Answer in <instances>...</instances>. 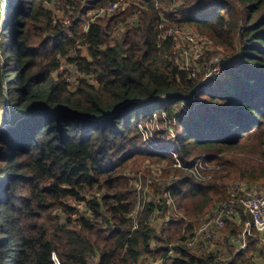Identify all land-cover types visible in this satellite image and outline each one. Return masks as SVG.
<instances>
[{"label":"trees","instance_id":"16d2710c","mask_svg":"<svg viewBox=\"0 0 264 264\" xmlns=\"http://www.w3.org/2000/svg\"><path fill=\"white\" fill-rule=\"evenodd\" d=\"M7 1L10 12L0 40L2 51L11 40L6 63L0 58V264H56L55 256L60 264H92L97 251L98 264H137L145 253L161 255L167 264L169 245L163 244L173 237L150 246L157 203L145 204L133 228L128 216L136 201L126 191L123 171L137 157L169 159V146L147 147L140 128L166 112L177 120L174 141L183 163L191 165L206 153L214 166L207 171L209 180L186 175L165 189L177 210L191 220L212 203L231 198L227 184L239 178L234 172L244 173L243 156L221 161V154L242 148L256 135L258 141L244 156L260 153L264 143V0H198L193 4L198 11L177 0H0V7ZM118 1L112 17L80 29L79 14L85 17ZM236 1L242 5L234 9ZM124 2L131 3L123 8ZM49 5L64 17L57 18ZM132 15H137L135 24L129 23ZM68 17L72 26L65 23ZM170 23L229 38L236 55L224 61L220 77L200 84L202 76L191 77L171 58ZM120 24L125 30L112 38ZM81 45L89 47L91 60L81 56ZM64 59L95 75L99 87L81 80L72 90L61 73L55 78ZM181 104L188 110L178 115ZM96 188L105 193L87 200L85 194ZM69 200L86 202L88 215H79ZM162 200L163 211L172 213L169 229L184 240L182 231L192 229L193 221L187 224L168 197ZM57 210L68 216L65 223ZM230 229L242 230L227 224L223 241L212 239L223 249L180 244L170 264H225L224 248L237 250L224 237ZM257 244L249 239L228 264H258L252 259Z\"/></svg>","mask_w":264,"mask_h":264},{"label":"rangeland","instance_id":"374dc122","mask_svg":"<svg viewBox=\"0 0 264 264\" xmlns=\"http://www.w3.org/2000/svg\"><path fill=\"white\" fill-rule=\"evenodd\" d=\"M178 5H188L193 9L194 11H198V9H195L193 4H195L198 0H177ZM211 2L220 3V0H209ZM117 7L116 6H110L107 5L101 10H93L88 12V14L85 17L78 15V18L82 19L80 22V29L86 31L90 22L95 21L97 18L105 19L106 17H112L111 15L116 11V9L121 5L122 1H118ZM131 2L126 3L124 2L123 8H127ZM9 4H11L10 1H7L6 4L3 7H0V40L2 39V29L4 25L6 24V21L9 17ZM240 5L239 2H235L233 8L237 9ZM51 8L54 9L55 15L57 18L64 17L63 12L59 11L58 9H55L53 5H49ZM215 6V5H214ZM122 8V9H123ZM177 12V10H173ZM137 22V15H132L129 19V23L135 24ZM65 23H68L69 26H72V20L68 17L65 20ZM124 31V25L120 24L116 27L114 34L112 35V38L118 37V33ZM168 35H172L175 38V46L173 49V54L171 56L172 59H174L181 67L189 70L190 76H202L203 78L200 80V84H207L211 81L215 80L216 78L220 77L222 74V66L224 61L227 58H234L236 53H234L232 48L229 45V38H224L223 40L217 37H213L211 35V32L206 29H202L199 27H196L195 25H182L179 26L174 23H170L169 29H168ZM47 36V35H46ZM45 37V36H44ZM10 42H6L7 48L5 47V50H1L0 47V58L1 61H4L6 63L7 57L10 55V48L9 44ZM4 53V54H3ZM80 54L82 57L91 60V56L89 53V47L81 45L80 46ZM4 55V56H2ZM16 56H14L15 59ZM62 74L63 78L68 81L70 88L72 90L76 89L77 85H79L81 80H86L90 85H94L97 88L99 87V84L96 80L95 75L87 74L83 71H81L76 65L73 63H69L67 60H63L62 66L59 69V71L54 72L53 76L55 78H59V74ZM188 107L185 104H181V106H177L176 113L178 115H183L185 112H187ZM160 119H163L161 122ZM6 125L5 127H7ZM178 123L176 118L171 117L167 115V113L161 114H154L153 118L149 121L142 122L140 128L143 132L144 136V143L147 147L150 148H158L161 147L160 145H165V147H168L169 150H166L169 155L168 160L164 162L156 161L155 159H149V158H143V157H137L136 159L130 160L128 165L123 171V175L125 176V181L127 183V193L132 194V200L136 201L135 207L133 212L128 216V219L131 220V225H135V223L139 222V217L141 218L140 214L145 206L146 203L149 202H155L156 207L159 210L154 212V214L150 217V225L156 230V235L154 236V240L151 241V245H154V248L158 245V239L163 238L167 239V237H173V239L169 242L170 244H163V245H169L167 248H175L177 249L180 244H184V242L189 239L192 236V233L194 232L195 226L199 225L200 220L204 216V214L211 210L214 206V203H212L206 210L201 213L200 215L191 217V220L193 221V228L190 229L186 234V229L182 231V235L180 237H183L184 235L186 238L184 240H178L180 239L179 236L174 237V231L169 229V219L172 217V213L168 211H163L165 205L163 198H167V194H165V189H168V186L174 182L178 181L186 175H191L194 177L193 173L187 169L183 161L182 157L180 156V153H178L176 149L175 144V129H177ZM259 135H256L253 137V139H245L247 143L242 148L237 149H230L226 152L221 154V161H231L233 158L238 156L239 157V163L242 165L241 168L244 169V173L233 175V178L239 177L236 179L231 180L227 185H229L230 195L234 193H238V196L240 198L246 197L248 194H253L258 191H264V143L261 144V152L257 153L256 151H252L248 154H243L245 150H252L253 143H256L258 141L257 137ZM165 149V148H164ZM206 153L202 154V157H206L204 155ZM191 159V158H190ZM200 159V158H199ZM198 160V159H197ZM196 160V161H197ZM174 161V162H173ZM179 161L184 166H179ZM195 161V162H196ZM173 162V163H172ZM194 162V163H195ZM193 163V164H194ZM211 163V161H209ZM187 165V166H192ZM181 169V170H180ZM206 173L207 171H203ZM125 191V190H124ZM105 193L104 189H95L93 191L87 192L86 199H91L94 195L95 196H101ZM79 211L80 214H86L85 213V205L86 202H76L73 203L71 200H69ZM168 203H171V200L168 201ZM157 205H159L157 207ZM159 207H162L161 209ZM242 211V221L239 222H228L229 225H233L239 228H242V230L238 233L232 232L231 229L228 230L230 234H227V239L230 235L234 236H242L244 233V223L249 220V215L246 214V212L243 211V208H238ZM59 216V219L62 223H65L67 221V215L63 213L62 211L59 212V210L54 212ZM78 215V216H79ZM77 214L73 212L71 214V218L73 220H76ZM101 221V219L99 220ZM244 221V222H243ZM104 227H108L109 224L107 223V220L104 219L103 222ZM186 227V224L184 225ZM196 226V227H197ZM184 229V227H183ZM150 245V246H151ZM240 248V244L234 245V250ZM246 249V248H245ZM243 249V250H245ZM233 250V249H231ZM229 249H224V253L222 254V259H232L233 253L235 251H231ZM228 251V252H227ZM264 249L262 250L263 258H264ZM101 252L97 251L96 254L92 255L91 263L92 264H98L101 259ZM252 256V255H251ZM57 258V257H56ZM262 258V264H264V260ZM58 259V258H57ZM253 259V257H252ZM254 261V260H253ZM137 264H164V258L161 257V255H148L143 254L138 259Z\"/></svg>","mask_w":264,"mask_h":264},{"label":"built area","instance_id":"2783aa9c","mask_svg":"<svg viewBox=\"0 0 264 264\" xmlns=\"http://www.w3.org/2000/svg\"><path fill=\"white\" fill-rule=\"evenodd\" d=\"M117 3H112L110 6H116ZM117 7V6H116ZM103 9V8H102ZM88 30V28H87ZM179 166H184L179 161ZM189 169L194 177L200 181H206L211 178L209 173L203 171H209L214 168L213 164L209 163L207 157L198 159L191 167L184 166ZM168 201L171 200V205L178 216L185 218L186 223L189 224V220L184 214L179 212L176 208L174 199L169 191H167ZM239 207H242L244 212L250 216V219L244 223V233L240 236H229L231 244H240V248L236 250L235 254L248 247L249 239H256L258 242L264 245V191H258L253 194H248L244 198H240L238 193L231 194V198L226 201L216 202L211 210L202 217L200 223L195 227L192 236L187 239L184 244L190 247H198L200 243L206 247H211L212 239H218L222 236V229L228 224L229 221L241 223L242 218L239 212ZM138 223L133 225V228H137ZM154 248V245H151ZM168 256L171 260L177 257L178 252L175 248H167ZM56 264H60L59 260L54 257Z\"/></svg>","mask_w":264,"mask_h":264},{"label":"crops","instance_id":"0c3cea01","mask_svg":"<svg viewBox=\"0 0 264 264\" xmlns=\"http://www.w3.org/2000/svg\"><path fill=\"white\" fill-rule=\"evenodd\" d=\"M240 212V211H239ZM240 214H241V212H240ZM241 218H242V215H241ZM250 219V218H249ZM231 236V235H230ZM222 238H223V234H222V236L220 237V240H222ZM223 241V240H222ZM257 246H258V248L257 249H255V253H254V255H253V259H254V261H256L258 264H262V258H263V254H261L262 253V250L264 249V245L262 244V243H260V242H258L257 241ZM217 249H223V247L221 246V245H219L218 244V242L215 244V245H213V243H212V245H211V247H208V249L206 248V250L207 251H209V252H213V251H216ZM225 249V248H224ZM224 253V250L220 253V254H223ZM264 253V252H263ZM237 254V253H236ZM235 254V252L233 253V256H235L236 255ZM168 259H169V261L168 262H165V263H167V264H170L171 263V258L168 256ZM222 260H225L226 261V259H222ZM229 260L230 259H228L226 262H225V264H228V262H229ZM263 260H264V258H263ZM264 262V261H263Z\"/></svg>","mask_w":264,"mask_h":264}]
</instances>
